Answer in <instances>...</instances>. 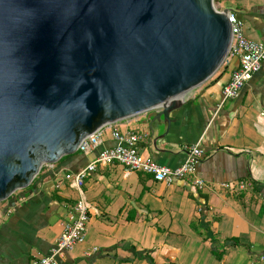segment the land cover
<instances>
[{
  "label": "crops",
  "instance_id": "crops-1",
  "mask_svg": "<svg viewBox=\"0 0 264 264\" xmlns=\"http://www.w3.org/2000/svg\"><path fill=\"white\" fill-rule=\"evenodd\" d=\"M236 1L231 9L242 19L245 36L264 42V0ZM238 66V58L228 55L170 112L169 127L155 121L154 136L164 133L156 147L152 112L112 124L147 133L140 154L168 167L183 163L184 146L198 145L196 174L205 189L195 188L190 178L165 183L139 171L126 174L119 163L97 164L82 186L85 241L59 264H264V60L239 96L223 101L222 88ZM114 144L106 127L98 148L62 156L54 169L42 167L14 202L0 203V264H29L49 252L75 215L79 194L65 174ZM240 181L241 190L221 186Z\"/></svg>",
  "mask_w": 264,
  "mask_h": 264
},
{
  "label": "water",
  "instance_id": "water-1",
  "mask_svg": "<svg viewBox=\"0 0 264 264\" xmlns=\"http://www.w3.org/2000/svg\"><path fill=\"white\" fill-rule=\"evenodd\" d=\"M214 0H0V203L97 129L169 114L224 63ZM19 193V192H18Z\"/></svg>",
  "mask_w": 264,
  "mask_h": 264
},
{
  "label": "built area",
  "instance_id": "built-area-1",
  "mask_svg": "<svg viewBox=\"0 0 264 264\" xmlns=\"http://www.w3.org/2000/svg\"><path fill=\"white\" fill-rule=\"evenodd\" d=\"M222 9L217 10L221 11ZM227 16L232 32L228 55L237 57L239 66L232 72L231 77L222 88L223 101L238 97L245 84L260 70L264 60V42L245 36L243 21L235 11L228 12ZM106 127L111 128V136L115 144L99 148L94 160L88 162L77 171L65 174V179L73 183L79 194L74 204L75 215L73 219L64 222L62 232L49 252L39 257H33L29 264H59V258H62L75 245L85 241L88 207L83 196L82 186L85 177L95 170L97 164L110 165L119 163L124 167L126 174L131 171H139L152 175L155 181L165 183H172L177 179L190 178L191 184L195 188L199 190L205 189L206 183L196 174V166L202 158V150L198 145L184 146L185 159L183 163L176 167H168L140 154L139 146L147 139V133L124 131L109 124L84 137L79 143L78 151L88 153L98 148L102 144V135ZM54 165L55 163H44L42 167L54 169ZM221 186L235 191L244 189L245 183L240 181L234 185L232 182H228L221 183ZM18 192H14L13 195L17 196ZM93 249L96 250L95 247ZM261 258L264 259V257Z\"/></svg>",
  "mask_w": 264,
  "mask_h": 264
},
{
  "label": "rangeland",
  "instance_id": "rangeland-1",
  "mask_svg": "<svg viewBox=\"0 0 264 264\" xmlns=\"http://www.w3.org/2000/svg\"><path fill=\"white\" fill-rule=\"evenodd\" d=\"M238 2H234V0H214V7L216 9H222L224 6L227 7L229 6L230 8L235 10L236 5ZM2 201L1 203H3Z\"/></svg>",
  "mask_w": 264,
  "mask_h": 264
},
{
  "label": "trees",
  "instance_id": "trees-1",
  "mask_svg": "<svg viewBox=\"0 0 264 264\" xmlns=\"http://www.w3.org/2000/svg\"><path fill=\"white\" fill-rule=\"evenodd\" d=\"M77 152H78V151H77ZM75 153H76V152H75ZM75 153H73V154H75ZM69 155H72V154H69ZM40 171H41V170H40ZM30 185H31V184H30ZM30 185H29V186H30ZM29 186H28V187H29ZM25 189H26V188H25ZM25 189L21 190L22 192H21V191H19V192L22 194V193H24V190H25ZM18 194H19V193H18ZM18 194H17V195H18ZM18 196H19V195H18ZM16 198H17V196H14V195L12 194L11 196H9V198H8L7 200H9V201H11V202H14V201L16 200Z\"/></svg>",
  "mask_w": 264,
  "mask_h": 264
}]
</instances>
